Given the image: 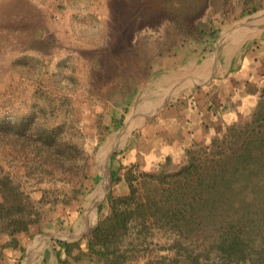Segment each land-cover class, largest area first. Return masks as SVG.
<instances>
[{
	"label": "rangeland",
	"instance_id": "rangeland-1",
	"mask_svg": "<svg viewBox=\"0 0 264 264\" xmlns=\"http://www.w3.org/2000/svg\"><path fill=\"white\" fill-rule=\"evenodd\" d=\"M194 1L202 0H0V118L12 124L8 131L0 130V173L18 182L30 205L41 209L46 206L38 201L39 190L69 188L61 176H81L85 160L94 157L102 176L106 175L87 195L73 228L43 227L21 264H58L52 241H75L96 225L104 188L113 183L111 154L123 151L129 141L132 150L120 161L137 159L141 170L171 171L184 160L176 138L166 141V136L147 135L153 129L147 118L169 109L171 102L183 104L185 125L164 113L155 125L184 133L191 127L194 137L206 145L214 131L222 135L228 123L250 120L264 87V0H207L195 15L187 14L184 3L193 7ZM249 1L262 6L243 16ZM56 11L62 13L60 19L54 17ZM210 22L220 25L214 50L184 62L183 51L177 48L187 49L186 35ZM251 41L255 43L248 46ZM20 57H24L18 66L22 75L11 66ZM67 57L75 67L70 89L51 79L55 64ZM64 97L72 103L68 115L61 104ZM233 103L239 105V112H231ZM112 110L124 116L122 126L100 142L96 117ZM30 115L36 121L26 124ZM21 116L25 125L18 129ZM39 123L62 125L58 151L38 138ZM146 126L134 141L132 132ZM163 132L161 128L159 133ZM224 146L229 151L231 145ZM167 153L172 155L169 164ZM34 162L44 169H35ZM202 164L207 169L213 163L203 158ZM171 180L143 186L142 177L138 178L140 193L151 195L160 210L136 214L131 221L121 245L127 264H190L189 254L205 253L218 235L217 225H209L202 213L192 217L186 210L191 203L186 198L188 182H195ZM126 189L125 182L115 187L117 192Z\"/></svg>",
	"mask_w": 264,
	"mask_h": 264
},
{
	"label": "trees",
	"instance_id": "trees-1",
	"mask_svg": "<svg viewBox=\"0 0 264 264\" xmlns=\"http://www.w3.org/2000/svg\"><path fill=\"white\" fill-rule=\"evenodd\" d=\"M206 1H194L193 7L184 3L186 13L195 15ZM23 6L24 3L19 5L17 10L20 12ZM261 6V3L254 4L249 1L241 14L249 15ZM219 33L220 25L212 22L200 24L193 29L185 37L187 49H184V46L177 48L183 51V61L187 62L193 56L210 54L214 50ZM261 36L263 37L264 33ZM252 43L255 41L247 45ZM23 58L14 59L12 68L19 70L18 66L23 63ZM19 72L21 75L24 73L21 69ZM74 73V62L67 57L55 64L51 79L60 88L70 89L73 88L70 82L75 79ZM200 86L196 85L199 88ZM258 95V100L251 109L250 120L228 123L222 135L214 131L209 145L194 137L193 129L189 130L187 140L180 146L184 160L171 171L141 170L137 159L126 164L120 161L121 156L130 151V141L123 151L113 152V183L112 187L104 188V197L98 206V221L92 229L75 241H52V250L57 255L58 264H127L128 256L121 245L129 232L131 221L136 214L146 215L148 212L160 210L151 195L144 197L140 193L137 183L139 177H142L143 186L151 181L166 184L170 179L171 182L177 179L195 182H188L189 193L186 198L191 203L186 210L191 211L192 217L202 213L209 225H217L218 235L205 253L189 254L190 264H264V87ZM115 99L119 100L120 97L115 96ZM61 104L68 115L72 107L71 99L64 97ZM214 104H208L209 108H213ZM170 105H174V102ZM233 106L231 112L240 111L237 103H233ZM224 110L225 114H230L229 109ZM127 111L128 108L125 112ZM184 116L186 114L183 110ZM20 118L15 125L18 129L19 126L21 128L25 125L24 116ZM123 118L124 116H119L116 110L98 113L95 122L99 141H104L108 133L119 130ZM6 120L5 117L0 118V130L8 131L12 127ZM35 121V115H30L26 124ZM61 130V124L52 127L39 123L38 138L48 145H55L54 150L58 151ZM213 130L214 128L211 132ZM140 133L141 128L132 132L134 141L139 138ZM226 144L231 145L229 151L224 146ZM203 158H209L213 163L207 169L202 168ZM115 161L118 162L117 167L114 166ZM171 162L172 155L167 153L166 163ZM32 165L37 170L44 169L40 162H34ZM82 169L81 176L77 178L61 176L63 184L71 185L69 188L39 190L38 201L42 206H46L45 209L31 206L20 184L9 175L0 173L1 264H21L29 243L43 227L58 225L61 228H73L83 212L87 195L102 177L94 157L85 160ZM121 182L126 183L127 189L117 192L115 187ZM178 198L177 196V201ZM177 208V212L182 214L183 208L180 205ZM50 252L51 249H48L46 255Z\"/></svg>",
	"mask_w": 264,
	"mask_h": 264
},
{
	"label": "crops",
	"instance_id": "crops-1",
	"mask_svg": "<svg viewBox=\"0 0 264 264\" xmlns=\"http://www.w3.org/2000/svg\"><path fill=\"white\" fill-rule=\"evenodd\" d=\"M262 60H263V58H262ZM264 74V73H263ZM170 107H169V109H168V107H167V109H163V111H159L156 115H153V116H151V117H148L147 118V121H146V124H147V126H148V124H150L151 123V126H152V130H151V132H148L147 133V135H149V133H152V134H150L151 136H154V137H156V136H166V137H164L163 138V140H170V138H172V137H174V138H176L178 141V145L179 146H181L182 144H183V137H185V138H187V136H188V131L189 130H191L192 128H187L186 129V132L184 133L183 132V130L181 131L180 129H178V128H176V129H174L173 131H169V128H170V126L169 125H163V126H159V125H155V123H156V121H157V117L159 116V115H161L162 113H164L163 115H165V116H171V115H173V116H175L177 119H179V120H181L182 122L184 121L183 119H184V117H183V111H182V107H183V104H181V105H179V103H176V102H174V105H169ZM184 123V125H185V122H183ZM145 127V128H142V127H138V128H141V132H144V129H148V127ZM162 128V129H164V132L163 133H159V131H160V129ZM157 129L159 130L158 132H157ZM164 133H165V135H164ZM142 133H140V135H141ZM139 135V136H140ZM181 135V137H179ZM150 136V137H151ZM141 137V136H140ZM174 138H172V139H174ZM176 142V143H177ZM168 144H170V143H167V145ZM38 243V242H37ZM39 246V245H38ZM37 246V247H38Z\"/></svg>",
	"mask_w": 264,
	"mask_h": 264
},
{
	"label": "water",
	"instance_id": "water-1",
	"mask_svg": "<svg viewBox=\"0 0 264 264\" xmlns=\"http://www.w3.org/2000/svg\"><path fill=\"white\" fill-rule=\"evenodd\" d=\"M220 44V43H219ZM216 45L215 47H216V50L218 49V52H219V48H220V45ZM110 172H111V170H110ZM105 174H103V176H102V178L104 177L105 178ZM111 179H112V173H111ZM109 186V183H108V185H107V187ZM109 188V187H108ZM107 189V188H106Z\"/></svg>",
	"mask_w": 264,
	"mask_h": 264
},
{
	"label": "built area",
	"instance_id": "built-area-1",
	"mask_svg": "<svg viewBox=\"0 0 264 264\" xmlns=\"http://www.w3.org/2000/svg\"><path fill=\"white\" fill-rule=\"evenodd\" d=\"M61 15H62L61 12H57V11H56V12L54 13V17H55L56 19H60Z\"/></svg>",
	"mask_w": 264,
	"mask_h": 264
},
{
	"label": "bare ground",
	"instance_id": "bare-ground-1",
	"mask_svg": "<svg viewBox=\"0 0 264 264\" xmlns=\"http://www.w3.org/2000/svg\"><path fill=\"white\" fill-rule=\"evenodd\" d=\"M242 31V30H241ZM138 111V110H137Z\"/></svg>",
	"mask_w": 264,
	"mask_h": 264
}]
</instances>
